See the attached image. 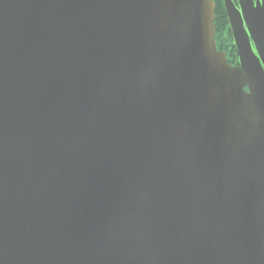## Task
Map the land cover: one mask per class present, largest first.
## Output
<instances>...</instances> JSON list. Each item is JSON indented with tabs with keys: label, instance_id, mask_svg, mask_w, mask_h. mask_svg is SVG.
<instances>
[{
	"label": "water",
	"instance_id": "obj_1",
	"mask_svg": "<svg viewBox=\"0 0 264 264\" xmlns=\"http://www.w3.org/2000/svg\"><path fill=\"white\" fill-rule=\"evenodd\" d=\"M0 0V264H264V4Z\"/></svg>",
	"mask_w": 264,
	"mask_h": 264
},
{
	"label": "flooded vegetation",
	"instance_id": "obj_2",
	"mask_svg": "<svg viewBox=\"0 0 264 264\" xmlns=\"http://www.w3.org/2000/svg\"><path fill=\"white\" fill-rule=\"evenodd\" d=\"M215 2V8L217 6V2L220 3V6L222 7L223 9V12H224V15H225V9H224V3H223V0H213ZM237 9L240 11V13H242V17L244 19V15H243V12H242V8L239 4V0H232ZM251 3L253 6H257V5H263L264 4V0H251ZM225 23H226V28L227 30L224 32V35L223 36H220L219 38H215V42H216V46L219 50L225 52V55L227 57V60L228 62L234 64L235 63V56L232 57L231 55V50H233L234 52V55H235V49H234V46H233V43H232V40H231V34H230V31H229V26L227 24V17L225 15ZM216 35V34H215Z\"/></svg>",
	"mask_w": 264,
	"mask_h": 264
},
{
	"label": "trees",
	"instance_id": "obj_3",
	"mask_svg": "<svg viewBox=\"0 0 264 264\" xmlns=\"http://www.w3.org/2000/svg\"><path fill=\"white\" fill-rule=\"evenodd\" d=\"M214 26H215V38H219L220 36L224 35V32L227 30L226 23H225V15L223 12L222 7L220 6V3L217 2V6L215 8V20H214ZM231 55L234 57V52L231 50Z\"/></svg>",
	"mask_w": 264,
	"mask_h": 264
}]
</instances>
